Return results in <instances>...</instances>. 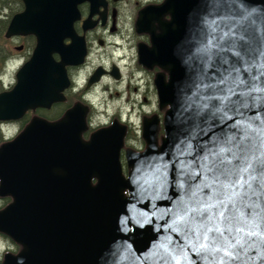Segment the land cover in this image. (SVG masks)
Instances as JSON below:
<instances>
[{"label": "water", "instance_id": "1", "mask_svg": "<svg viewBox=\"0 0 264 264\" xmlns=\"http://www.w3.org/2000/svg\"><path fill=\"white\" fill-rule=\"evenodd\" d=\"M23 1L6 37L38 42L15 88L0 94V120L66 100L67 66L86 51L83 38L65 46V36H76L80 3L91 4L84 29L106 4ZM136 26L151 36L139 63L164 70L155 79L168 107L161 145L159 118H146L147 147L127 151L126 177L117 122L86 141V105L54 122L34 118L0 147V197L12 199L0 233L21 246L2 264H264V0H165ZM225 207L231 219L221 221ZM215 227L222 238L207 231Z\"/></svg>", "mask_w": 264, "mask_h": 264}, {"label": "flooded vegetation", "instance_id": "2", "mask_svg": "<svg viewBox=\"0 0 264 264\" xmlns=\"http://www.w3.org/2000/svg\"><path fill=\"white\" fill-rule=\"evenodd\" d=\"M132 1L134 2L136 1L135 6L132 5L130 0H105L106 2L105 6L99 7L97 14L93 17V21H97L96 25L93 28H89V29H84V22L88 19L90 15L91 4L89 2H84L78 5L81 18L74 23L76 36H65L66 38L64 39V44L65 46H69L73 44L74 39L76 40V38L78 39L83 38L86 54L84 57V61L81 64L67 66V75L70 80V86L66 88L63 92L66 100L64 102L53 104L49 109L48 108H37L35 110L30 109L27 112H25L22 118L17 120L16 119L0 120V147L3 144L10 142L14 139V138L13 139L5 138L4 134L2 133L4 127L14 124H20L21 127L23 128L22 129L23 131L25 127L36 117L46 119L50 122H54L60 120L65 115L66 111L69 110L71 107L80 103L89 107V113L87 115L88 132L86 131L83 135L86 141L90 140V137L94 132L103 128H108L114 122H117L121 127H124L126 129V136L124 138V146L120 154L121 155L120 161L122 164V168H124L125 166L127 167L126 153L128 150H132L134 148L129 146L128 143V136L131 129L130 123L122 119L120 115L121 113H115L114 115H109V113H105V116L109 121L104 124H98L94 129L92 128V121L94 116H98L97 114L98 108L102 107L103 103H105L106 106L108 105L107 99L103 101L102 100L94 101L98 88L103 83V79H105L107 76L113 77L114 81H116L117 83L123 80V73L121 67L119 66V61H124V60L127 61L128 56L126 54L121 55L120 57L118 56L119 58L118 63L112 61L109 67H105L101 64H98L94 69H92L90 73H88V76L82 86H79L77 84L76 78L79 77V75L84 70H86L87 72L88 66L90 65L91 62V58L95 54H100V56L105 57V55L111 56L114 53L116 54L117 52L115 51L117 50L130 51L134 47H137V52H138L139 45L141 43L151 46L150 34L139 33L137 31L136 24L139 17V13L144 8L153 5H160L165 0H132ZM1 2L3 5L1 14L3 16H5L6 14L11 18L8 19L9 23L5 28V31L3 33V39L1 40L0 43V59L2 61V66L0 70V94L11 92L15 88V86L18 83L17 74L22 69V67L31 60L33 52L38 42L37 37L35 35H26V36L19 35V36H13L11 38L6 37V33L12 18L17 14L24 12L26 9V5L23 0H1ZM132 8L134 9L135 19L138 10L140 11L138 12L136 21L135 19L133 21V25L135 23L136 32L134 31L131 34H128L126 30V22H124V19L128 9H132ZM109 50L112 51L110 55H107ZM21 58H24L21 66L16 70L13 69L10 72V74L7 75V66L13 62L17 63ZM53 58L56 60V62L61 61V56L59 54H54ZM137 65L140 66L138 67ZM136 66L137 67H135V70L132 71V73L138 72L139 75H142L141 80L145 81L146 87L148 86V90L146 88L147 94H149L150 91L151 90L153 91L154 89V93L156 96V106L160 108V102L158 101L159 99L158 91L157 88L155 87L156 86L155 79L158 74L157 73L158 69L152 70L156 67L149 69L141 65L139 63V53H138V64H136ZM141 66H143L144 68ZM98 70H102L103 75L100 77L99 81L90 84L91 78L95 75V73ZM114 70L118 71L120 75L119 79H116L113 76L112 73L114 72ZM151 85L153 89H151ZM103 90L109 91L110 89L108 87H104ZM136 90H138V88ZM142 101L143 102L138 103L140 109L142 108L143 104H147L150 102V100L146 96L143 97ZM63 106H66V108L63 109L64 112L60 113L59 115L58 113L55 114V112H57L58 109H62ZM157 113H158L157 111L140 113L141 116L143 117L142 125L144 124V120L146 118H150L148 116L150 115L155 116ZM89 130L93 131V133L89 134ZM142 135H143V128H142ZM144 145L145 147H147V143L145 141H144ZM139 149L141 151V148H137V149L134 148L133 151L137 150L135 152L139 153ZM93 181H96L97 183V179H93ZM96 183L93 184L96 185Z\"/></svg>", "mask_w": 264, "mask_h": 264}, {"label": "rangeland", "instance_id": "3", "mask_svg": "<svg viewBox=\"0 0 264 264\" xmlns=\"http://www.w3.org/2000/svg\"><path fill=\"white\" fill-rule=\"evenodd\" d=\"M130 1L132 5L135 6L136 1L135 2L132 0ZM139 11L140 10H138V12ZM138 12L136 14V19H137ZM10 18H11L10 16H7L5 14V16H3L2 19L8 21V19ZM134 19H135L134 9L133 8L128 9L125 15V19H124V22H126V30L128 34H131L134 31L136 32L135 23L133 25ZM166 19H169V16H167ZM145 35H148V34H145ZM0 43H1V40H0ZM111 51L112 50H109L107 55H110ZM115 52L117 53L116 54L114 53L111 56L105 55V57L100 56V54H95L91 58V62H90V65L88 66L87 72L86 70H84L79 75V77L76 78V82L79 86H82L88 76V73H90L92 69H94L98 64H101L105 67H109L112 61L118 63V60H119L118 56L120 57L121 55H124V54L128 56L127 61L125 60L119 61V66L121 67V70L123 73V80L117 83L116 81H114L113 77L107 76L105 79H103V83L98 88L94 101H101V100L103 101L107 99L108 105L106 106V104L103 103L102 107L98 108V113H97L98 116L93 117L92 128L94 129L96 128L98 124H104L109 121L107 117L105 116V113H109V115H114L115 113H121L120 115L122 119L125 121H128L131 125L130 133L128 136L129 146L134 147L136 149L141 148V151L139 149V152H144L146 147L144 145L145 140L143 139V135H142L143 117L141 116L140 113L142 112L146 113V112H152V111L158 112L156 116L160 119L159 120V132H158V142L160 143L161 138L164 136V118L168 110V107L158 108V106H156V96H155L152 85H151V89H153V91L151 90L150 93L147 94L146 88L148 90V86L146 87L145 81L141 80L142 75H139L138 72L132 73V71L135 70V67L140 66V65L136 66V64H138L137 47L132 48L130 51H123V50L118 51L117 50ZM23 60L24 58H21L17 63L15 62L10 63L7 66V75H9L13 69L16 70L17 68H19L21 64L23 63ZM155 69H158L157 73L164 72V70H161L159 67H156L152 70H155ZM165 75H166L165 76L166 79H168V74L165 73ZM105 86L108 87L110 90L109 91L103 90ZM114 86H115V89L113 88ZM137 88L138 90H136ZM144 96H146L150 100V102L147 104H143L142 108L140 109L138 103L143 102L142 100ZM64 108H66V106H63L62 109H58L57 112H55V114L58 113L59 115L60 113H63ZM151 116L153 115H150L148 117H151ZM22 129L23 128L21 127L20 124H14V125L4 127L2 133L4 134L5 138L13 139L22 131ZM90 133L92 134L93 131L89 130V134ZM134 151H137V150H134ZM123 171H124V175L127 177L129 168L125 166L123 168ZM93 183H96V181H93ZM11 201L12 199L9 197H6V198L0 197V210L5 208L9 203H11ZM5 237L6 236L0 233V264H2L4 260V255L6 253L11 252V253L17 254L21 249L20 245L19 247L18 246L16 247L15 244H13L10 239H8L7 237L5 238Z\"/></svg>", "mask_w": 264, "mask_h": 264}, {"label": "snow or ice", "instance_id": "4", "mask_svg": "<svg viewBox=\"0 0 264 264\" xmlns=\"http://www.w3.org/2000/svg\"><path fill=\"white\" fill-rule=\"evenodd\" d=\"M223 161H220L219 163L215 164V167L216 168H219V164H222ZM212 170V169H210ZM220 173L221 174H225V170L224 169H220ZM225 187H228V186H225ZM221 203H224V201L222 200ZM193 211H195V209H193ZM228 211L227 207H225L223 210H221L218 214L219 216V219L221 221H228L231 219V217L229 216H226L225 213ZM207 219H212V217H208ZM225 229H221L220 227H215V228H209L207 229V231L209 232H212V231H215L216 233H218V237L217 238H222L223 237V232H224ZM251 235V234H250ZM237 243H239V241H237Z\"/></svg>", "mask_w": 264, "mask_h": 264}, {"label": "trees", "instance_id": "5", "mask_svg": "<svg viewBox=\"0 0 264 264\" xmlns=\"http://www.w3.org/2000/svg\"><path fill=\"white\" fill-rule=\"evenodd\" d=\"M2 7H3V5H2V2H1V0H0V40H2L3 39V33H4V31H5V28H6V26H7V24L9 23V21H6V20H4V19H2L3 18V15L1 14V12H2ZM1 66H2V61H1V59H0V70H1ZM6 238V237H5ZM8 238V237H7ZM9 239V238H8ZM12 241V240H11ZM12 243L13 244H15V246L17 247H19V245H17L16 243H14L13 241H12Z\"/></svg>", "mask_w": 264, "mask_h": 264}, {"label": "bare ground", "instance_id": "6", "mask_svg": "<svg viewBox=\"0 0 264 264\" xmlns=\"http://www.w3.org/2000/svg\"><path fill=\"white\" fill-rule=\"evenodd\" d=\"M106 87V86H105ZM115 89V86L113 87Z\"/></svg>", "mask_w": 264, "mask_h": 264}]
</instances>
